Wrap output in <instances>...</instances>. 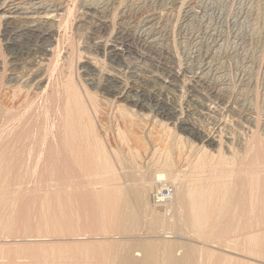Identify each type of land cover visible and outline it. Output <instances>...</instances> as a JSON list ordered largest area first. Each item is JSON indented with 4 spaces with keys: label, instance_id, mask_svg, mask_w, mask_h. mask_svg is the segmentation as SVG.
<instances>
[{
    "label": "rangeland",
    "instance_id": "rangeland-1",
    "mask_svg": "<svg viewBox=\"0 0 264 264\" xmlns=\"http://www.w3.org/2000/svg\"><path fill=\"white\" fill-rule=\"evenodd\" d=\"M85 1L66 0L67 12L58 27L49 56L41 51L27 50L18 58L14 56V52L7 49V38H10L6 36L5 22L0 20V60L3 65L0 71V242L6 241L0 244V264L44 263V257L38 259L31 253L21 252L28 245L38 244H45V255L49 258L58 257L60 249L73 245L85 246L91 252L80 258H73L71 255L74 254L70 253L62 259L57 258L58 264H107L104 259L107 257L106 247L115 244L129 245L131 253L139 260L145 256L142 246L151 244L157 247L154 255L160 260L164 259V249L172 248L176 259H184L194 249L199 264H264V257L251 256L246 250L249 233L227 227L215 238L194 234L186 222L188 204L169 208L161 205L156 201L158 186L145 191L144 203H138L141 220L137 229L132 232L118 230L108 211L99 209L94 193L96 184L80 171H75L74 175L75 172L68 169L70 155L63 150L64 142L60 140L63 139L68 96L84 86V66L90 59L97 71L93 76L95 83L103 84L105 77L116 75L131 87L133 95H144L147 101L150 98L154 101L146 109L136 108L137 113L126 117V125L118 111V106L124 103H115L113 96L103 95L99 90L92 91L101 107H97L101 111L96 109L94 113L96 128L100 134L104 130L101 135L110 141V147H116L114 150L118 146L121 148L117 151L122 150V160L127 165V168L122 166V172L133 175L131 178L125 175L121 181L124 186L140 187L143 178L159 171L160 163L167 157L177 165L180 179L185 183L190 179L188 165L200 150H206L212 156H218L220 152L228 158L233 154L239 157L234 165L239 190L234 193L233 200L236 203L244 201L248 195L242 191L243 185L256 170L259 169V174L264 171L261 152L264 145V0H254L253 15L250 14L248 22L254 33L251 32L253 35L246 40L249 53L254 54L253 64L248 61L250 58L241 59V51L235 54L230 51L238 29L234 18L243 0H212L226 14L222 25L225 51L220 60L213 58L214 49L210 47L216 40L208 36L204 38L207 23L193 22L194 25L188 28L187 21L184 22V12L190 0H180L178 4H171L169 0L166 7L159 3L151 5V1L115 0L105 23L99 15L88 18ZM102 2L105 3L102 0L100 6ZM153 8L156 12L165 9L170 16L173 15L166 32L171 47L169 55L161 49L150 48L139 34L143 29V16ZM198 11L202 13V9ZM213 16L212 25L220 26ZM214 38L219 43V37ZM114 54L121 56L120 62L113 60ZM40 63L45 77L41 86L35 83L36 80L30 82L33 77L29 76ZM218 66L233 80L231 88L235 95L245 88L239 80L243 71L247 67L252 68L254 87L250 92L245 88L248 93L243 92L256 101L253 100L257 107L254 108V119L243 115L233 98L219 96L213 90L215 85L212 84L223 77L217 71ZM136 68L140 69L137 71ZM98 70L103 72L102 77ZM13 75L18 79L12 81ZM161 102L175 113L169 120L158 117L156 113V103ZM123 106L129 107V104ZM176 117L180 118L175 120ZM180 120L194 125L205 137L206 134L219 136L217 140L221 144L210 143L207 138L201 141L183 131ZM115 127L126 131L129 145L119 144ZM129 150L133 152V158H130ZM125 179H128L127 184ZM170 185L167 187L171 188ZM141 203L147 207H142ZM258 242L254 250L264 253V241Z\"/></svg>",
    "mask_w": 264,
    "mask_h": 264
},
{
    "label": "bare ground",
    "instance_id": "bare-ground-1",
    "mask_svg": "<svg viewBox=\"0 0 264 264\" xmlns=\"http://www.w3.org/2000/svg\"><path fill=\"white\" fill-rule=\"evenodd\" d=\"M101 1L102 0L100 1L86 0L84 3V9H85V14L88 16V18L93 15L94 16L99 15L100 18L103 20L102 23H105L106 22L105 19H107L108 14L110 13L111 10L110 7L113 6L115 0H104L105 3L102 2L103 5L100 6ZM134 1H140V0H133V2ZM150 1L152 3L151 5L159 3L160 6H164V7L170 4V2H168L169 0H142L143 3H147ZM179 1L180 0H171V4L174 3L178 4ZM254 2H255L254 0H243V2L241 3L238 13L235 15L234 18V23L235 25L236 24L238 25V29L235 34L236 36L234 37L235 40L234 42H232L231 50H230L234 54L237 51H241L240 54L241 59L243 58L247 60L250 58V60L248 61L252 62V64L254 63V54H252L253 52L249 53L250 51L248 50L246 40L249 37L251 38V36L254 34L252 32V29H250V27L248 26L250 14H252L251 12L253 6L255 5ZM154 8L153 10L148 11L147 15L145 14L146 16H143L142 19L143 29L141 27L142 32L140 31L141 33L139 34L142 35V37H144L145 40L144 42H146V44L150 48H154L158 50L161 49L167 54L171 53V49H170L171 47L169 45L170 42L168 38L169 36H166L167 35L166 32L170 27V23L172 21L173 15L170 16V12L169 11L166 12L165 9L163 10L159 9V12H156ZM197 8L202 9V13L201 11H198ZM257 10L258 9H256V11ZM66 12H67L66 0H0V20H3L5 22L6 33L8 34L6 36L10 38V39L7 38L8 42L5 40L7 42V49L13 51L14 56L16 55L17 58L20 54L23 55V53L26 52L25 50H27V52L41 51L42 54L49 56L53 51L52 46L58 27ZM184 14H185L184 22L187 21L188 28H190L189 25L191 26L193 22H198L200 25L205 22L207 23L205 26L206 28H205L204 38L208 36L209 39L212 38L216 40L214 41L213 46L211 45L210 47L214 49L212 55L213 58H218L220 60L223 55V51H225L224 45L226 42L224 38V31L222 30V25L225 23L226 20L225 11L220 9V7L216 6L214 2L212 3V0H190L187 10L184 12ZM212 15L216 16L217 23L220 26L215 27L214 25H212L211 23ZM159 29L161 31H159ZM215 35L219 37L218 38L219 43H217L218 42L217 38H214L217 37ZM120 57L119 54H114L113 60H115L116 62H120ZM213 62L214 61H212L211 63ZM36 66H38V68L37 69L35 68L36 69V70L34 69L35 71L31 69L33 70V72L31 71L33 74L32 73L29 74V76L31 75L33 77V78L30 77L33 79L30 80V82L36 80L37 82L35 83H38L41 86L42 85L41 83L44 82L45 79L43 75V65L41 64L40 66L39 65ZM84 68H85V70L83 69L84 70L83 79L85 82L84 86L82 87V89H79L78 91L76 90L75 92L73 91V93L71 92L72 94L68 96L69 97L67 100L68 103L66 104L67 106L65 110V125L63 127L64 131H62L63 135H61L63 136V139L61 138L60 140L64 142V143L62 142L63 143L62 146L64 147L63 150L67 151L70 155V159H68L70 162L69 164H67L68 169H70L73 172L80 171L83 176H86L89 180H91V182L93 181L94 184H96V188L94 187L95 188L94 193L99 201V207H100L99 209L108 211V214H110V216L112 217L113 225H115L118 230L124 232H129V231L132 232L136 230L141 220L140 219L141 216L139 214L140 212H138L139 209L137 208L138 203L140 204V202H143L145 200V198H143V193L145 191L152 190L155 186L156 187L158 186L157 196L159 197H157L156 201L158 203H161V205L172 207L174 205L179 206L182 204L183 205L188 204L189 209H188L186 222L188 223L189 225L188 227H190V229L193 231L194 234L200 235L202 237L211 235L212 238H215V237H219V234L223 231V229H226L227 227L228 228L231 227L232 230L233 227L235 231L240 230V232L250 234L249 243L246 245V250L249 255L264 257V253H257L254 250V245L256 246L259 244L258 241H264V237L261 236V234H264V171H263L264 169L263 170L260 169L261 171H263V173L260 174L257 173L259 169L256 170L255 174L252 175V177L248 180V183L246 184H244L245 182L243 183L244 185L242 191L246 192L248 196L244 201L242 200L239 203H236L233 200V197H235L233 196L234 193L239 190L238 189L239 186L236 185L235 180L237 178L235 176V171H234L235 161L239 157H237L234 154L231 158H228L220 152L218 156H212L206 150H200L199 153L197 152L198 153L196 154L197 156L195 155L194 161L192 160V162L189 161L190 164L188 163L190 169V179H188L185 183L180 179L177 165L169 157H167L163 160L162 163H160L159 171H157L153 176L143 178L140 187L136 188L137 186L136 185L134 189L131 187L124 186L123 184L125 183L122 184L121 181L126 177L125 175L128 174L125 175L123 174L122 166L126 165V161L124 164L122 160L124 157V156L122 157V153H121L122 150L117 151V149H121V148L118 145H116L118 146V148L114 150L116 147L115 148L110 147L108 145L110 141L106 140V138L103 136L104 134L101 135L102 133H105L102 132L104 130L102 129L100 131L101 134L97 130L98 127L94 123V113L96 112L95 110L97 109V107H100V104L96 103L97 96L95 95L96 97H94L93 94L95 93H93L92 91L94 90L95 92V90L96 91L99 90L103 95L113 96L115 99L113 100L116 101L115 103L118 104L126 103L127 105L129 104V107L123 106L124 104L122 106L121 105L118 106V111L120 112L124 120L126 119V117L127 118L129 116L132 117L134 115L133 113L136 112L135 111L136 108H140L141 110L146 109L148 104H152L154 101H152L151 98L148 99L147 101V99L144 98V95L142 96H139L138 94L133 95L132 91L129 89L131 87H127L126 83L125 82L123 83L121 81L122 78L116 75L113 77H111L112 75L105 77L103 84L102 83L98 84L99 81L98 83H95V79L93 78V76L97 71L95 70L96 67L94 63L91 62L90 59L86 62ZM209 68L211 67L209 66ZM250 68L251 67H247L243 71L242 78L240 77L241 79H239L242 85L244 83V87L246 89L249 88V92H250V88L254 87L253 78H252L253 72H252V68L251 69ZM137 69L139 70L140 68H136V70ZM1 70H3V65L0 60V71ZM99 70L98 72L100 73V75L103 74V72ZM221 70L222 68L220 67L217 68V71L222 73L221 75H223V77L220 78L221 77L220 76L219 79H217L215 83L212 84L215 85L212 86L214 87L213 90H215L217 95L219 96L229 98L230 100L233 98L234 104L239 108L240 112L244 113L243 115H245L246 117H249L250 119H254L255 117L254 114H256L255 109L257 108V107L255 108L253 104L254 99L252 100V98H249L250 96L248 97L247 95H245L246 93L244 94L243 90H245V88L242 91H239V93L237 92V94L235 95L232 89L233 86L231 84L233 83L232 82L233 80L229 79L228 75L224 74L223 73L224 71L221 72ZM102 76L103 75H101V77ZM17 79H18L17 76L15 77L13 75L11 80L15 81ZM97 93L98 92H96V94ZM254 102L256 101L254 100ZM89 106L91 110H89L90 109ZM100 108L97 109V111H99ZM156 113L158 117L169 120V118L172 117L174 112L172 113L161 102V103H156ZM177 117L175 120H178L180 118ZM252 122H254V120H252ZM125 123L127 125L126 120ZM180 124L183 131L189 132L194 137L200 138L201 141L207 138L208 141H210V143L218 142L217 138H219V136L214 137L215 136L214 135L209 137L206 134L205 137L203 135L204 133H202L194 125L189 124L184 120L181 121ZM104 129H108V127L107 128L104 127ZM111 129L112 128L110 127L109 130L111 131ZM116 131L118 132L117 137L119 140V144H122V146L123 144L129 145L130 143H128L126 139V134H125L126 131L124 132L120 128H118ZM218 144L221 143L218 142ZM62 146L60 148H62ZM261 148H262L261 152L263 154L262 158L264 159V145ZM128 154L130 155V158H133V152L131 150H129ZM124 167L127 168V165ZM76 172L73 174L75 175ZM131 175L129 174L128 177L130 176L131 178ZM79 177H81V175ZM127 180H126V184H127ZM242 181H244V179ZM169 184H171L170 187L172 189L167 187L169 186ZM91 186H93V184ZM91 194H93V190ZM141 206L147 207V205H142V203ZM141 206H139V208H141ZM179 213L180 212H178V214ZM180 214H182V212ZM255 230H259L263 232L254 233L253 231ZM3 243L5 244L6 241L0 242V244ZM44 245L45 244H38V246L28 245L29 247L27 248L25 247L21 249V252L31 253L32 256L35 255L36 257H38V259L39 257H42V259L44 257L45 260L44 263L42 262L43 261L42 260L41 261L42 263L40 264H58V262L56 261L57 258L62 259L66 255L69 256L70 253L74 254L71 255L73 258L88 256L89 253H91L85 248V246L79 247L73 245V246H67L65 250L60 249L61 251L57 253L58 257L55 256L51 257L49 255L51 257L49 258L48 255H45L46 254L45 251L47 248H45ZM138 245L140 246V244ZM58 246L60 248V245ZM142 248L144 250L145 256L143 259L139 260L136 255L134 256L131 253V247L127 244H115L106 247L107 257L106 258L104 257L105 263L107 262V264H197V263L199 264V262L196 261L194 249H191L187 253L184 259H176L173 256L172 248H165L164 259L160 260L156 258L154 255L157 249L155 245L153 246L151 244L150 245L146 244L143 245ZM38 262H40V260H38Z\"/></svg>",
    "mask_w": 264,
    "mask_h": 264
}]
</instances>
